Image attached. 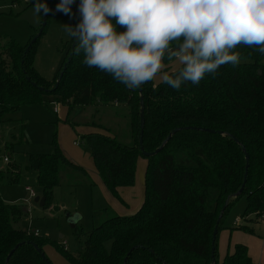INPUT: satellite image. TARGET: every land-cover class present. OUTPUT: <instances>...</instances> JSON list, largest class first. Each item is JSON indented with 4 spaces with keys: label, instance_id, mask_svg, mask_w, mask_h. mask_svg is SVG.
Wrapping results in <instances>:
<instances>
[{
    "label": "trees",
    "instance_id": "trees-1",
    "mask_svg": "<svg viewBox=\"0 0 264 264\" xmlns=\"http://www.w3.org/2000/svg\"><path fill=\"white\" fill-rule=\"evenodd\" d=\"M25 1L27 6L36 2ZM46 3L52 11L26 52L30 39L24 45L10 39L0 46V118L35 103L63 104L68 112L79 105L126 106L132 144H122L105 132L80 138L87 143L105 187L123 205L117 189L133 186L137 161L143 158L144 195L135 210L105 217L91 230L76 224L75 239L82 244L77 255L45 236L15 228L13 223L22 219L25 207L0 195V264H45L32 242L43 252L46 244H53L70 264H213L212 233L226 201L218 230L226 211L240 197L245 199L242 218L264 220V55L240 46L238 66H222L217 76H207L199 86L188 83L177 91L160 80L132 91L97 68L85 66L83 53H71L70 46L55 82L48 81L34 65L35 43L49 16L56 13L55 0ZM76 22L72 19L70 24ZM117 30L124 31L119 26ZM69 55L71 60L55 86ZM141 108L144 151H155L174 128L181 127L152 156H144L139 145ZM22 129L17 137L11 135L16 145L22 144ZM51 143L52 153L28 154L27 169L36 174L39 195L44 197L42 208L52 205L64 169L81 168L62 152L56 133ZM4 146L8 153L13 151V143ZM7 165L0 168V183L9 171L14 174L11 181L17 182L20 167L13 162ZM237 228L254 232L247 225ZM214 245L215 264H257L242 243L222 260L217 258L216 239Z\"/></svg>",
    "mask_w": 264,
    "mask_h": 264
},
{
    "label": "rangeland",
    "instance_id": "rangeland-1",
    "mask_svg": "<svg viewBox=\"0 0 264 264\" xmlns=\"http://www.w3.org/2000/svg\"><path fill=\"white\" fill-rule=\"evenodd\" d=\"M59 0H55V8ZM79 0H76V4ZM76 4L72 6L76 12ZM35 2L27 6L25 0L14 3L11 0L0 1V46L10 39L18 45L26 44L35 35L42 24V14H34ZM72 19L56 12L51 14L45 31L34 47V65L38 72L48 81H54L65 56L72 43V38L65 32V27ZM166 70L178 66L176 62H168ZM161 80L157 77L154 82ZM58 114L54 113V104L35 103L24 106L18 111L6 113L0 118V154L9 156L10 162L20 167L19 179L11 181L14 174L9 171L0 183V195L4 201L17 203L26 208V213L19 221L13 223L15 228L35 231V236H45L51 242L64 245L72 255L81 251L82 244L75 239L74 226L83 230H91L105 217L121 214L123 208L130 212L135 210L143 200L144 173L146 161L139 158L136 164L135 182L131 187L117 189L124 203L117 200L103 185V180L96 173L87 143L80 138L88 130H104L122 144H132L130 134V116L126 106H75L71 112L61 104ZM96 106V107H95ZM65 112V114L63 113ZM68 119V120H67ZM22 129V144L16 145V137ZM106 132V131H105ZM56 133L57 142L62 152L81 168L66 167L62 173L60 184L54 189V199L49 208H42L34 201L41 196L36 184V174L27 169L29 153H52V139ZM6 143H13V151L8 153ZM0 164L7 169L0 160ZM86 171V172H85ZM29 187L35 196L31 197ZM134 208V209H133ZM245 208V199L240 197L226 211L216 237L217 258H222L233 251L235 244L246 245L249 256L254 261L264 264V224L262 220H247L241 215ZM128 211V212H129ZM127 212V213H128ZM125 214V213H122ZM253 218V216H249ZM240 220V221H239ZM239 225H247L254 229L253 233L238 229ZM44 252L52 264H70L51 243L46 244Z\"/></svg>",
    "mask_w": 264,
    "mask_h": 264
},
{
    "label": "clouds",
    "instance_id": "clouds-1",
    "mask_svg": "<svg viewBox=\"0 0 264 264\" xmlns=\"http://www.w3.org/2000/svg\"><path fill=\"white\" fill-rule=\"evenodd\" d=\"M59 0L55 11L85 66L135 91L159 77L173 90L199 86L222 66H238L246 46L264 55V0ZM36 0L34 14L51 12ZM118 26L124 31H118ZM168 62L178 67L167 71Z\"/></svg>",
    "mask_w": 264,
    "mask_h": 264
},
{
    "label": "water",
    "instance_id": "water-1",
    "mask_svg": "<svg viewBox=\"0 0 264 264\" xmlns=\"http://www.w3.org/2000/svg\"><path fill=\"white\" fill-rule=\"evenodd\" d=\"M45 24H46V19H45V15H43V19H42L41 27H40L39 31H38V32H37V33H36V34L30 39V41H29V43H28V45H27V47H26V49H25V52L29 49V47L31 46V44H32V43L37 39V37L41 34V32H42V30H43ZM75 44H76V42L73 40L72 43H71V53H72V51H73V49H74V47H75ZM70 60H71V55L68 56L67 61L63 64L62 70H61L60 73H59V77H58V79L56 80L55 86L58 85L59 80H60L61 76L63 75V72L65 71V69H66L68 63L70 62ZM139 90L141 91V88H139ZM141 103H142V98H141ZM143 128H144V115H143V108H141V111H140V139H139V145H140V148H141V150H142V154H143L144 156H152L153 154H155L156 152H158V151L160 150V148L162 147V145L170 139L171 134H172V133H175V132H177V131H179V130L181 129V127L174 128V129L171 131V133L165 138V140L162 142V145H161L159 148H157L155 151L147 152V151H144V150H143V146H142V134H143ZM200 130H205V131H208V132H215V131L212 130V129H204V128H201ZM218 132L220 133V131H218ZM235 141H237V140L235 139ZM237 142H238V141H237ZM245 157H246V159H247L246 153H245ZM246 175H247V165L245 166L244 181H245V179H246ZM242 189H243V184L241 185V188L239 189L238 194L241 193ZM34 201H35L36 203H38L39 206L42 207L43 204H44V197L36 196V197L34 198ZM226 205H227V201L225 202V204L223 205V207H222V209H221V213H220L219 216H218V219H217L216 225H215L214 230H213V233H212V242H213V244H212V249H211V250H212L211 258H212V262H213V264H215V257H214V249H215V245H214V241H215V239H216V235H217V232H218V223H219V221H220V219H221V217H222V213H223L224 209L226 208ZM23 209H24V211H26V208H23ZM32 245H33V247L35 248V250L40 254V256H41V258L44 260L45 264H51V263L48 261L47 257L45 256L44 252L41 250V248L38 247V245H37L36 243H34V242H32ZM17 246H18V245H16L14 248H12V249L10 250V252L8 253V255H7V257H6V262H7V260L9 259V257L13 254V252L15 251V248H16Z\"/></svg>",
    "mask_w": 264,
    "mask_h": 264
},
{
    "label": "crops",
    "instance_id": "crops-1",
    "mask_svg": "<svg viewBox=\"0 0 264 264\" xmlns=\"http://www.w3.org/2000/svg\"><path fill=\"white\" fill-rule=\"evenodd\" d=\"M169 65V64H168ZM160 81V80H159ZM156 83V82H155ZM54 108H56V111H54V113H56V114H58V112H59V110H60V108L62 107L61 106V104H56V103H54ZM99 106H101V105H99ZM99 106H97V107H99ZM96 107V106H95ZM63 113L65 114V112L63 111ZM104 130H96V131H93V129H90V130H88L86 133H89V132H105V133H107V134H109V135H111V136H113L111 133H110V131H109V129L108 128H103ZM85 133V134H86ZM114 137V136H113ZM62 150V149H61ZM64 153V152H63ZM68 156V155H67ZM70 160V159H69ZM5 166L3 165H1L0 164V168H4ZM95 168V167H94ZM95 171H96V169H95ZM96 173L98 174V172L96 171ZM103 185H104V183H103ZM105 186V185H104ZM106 188V187H105ZM120 188V187H119ZM109 192V191H108ZM125 206L124 207H127L128 208V205H127V203H125L124 204ZM134 209V208H133ZM123 211H126V212H122V213H127L129 210H126V208H123ZM130 212V211H129ZM240 221V220H239ZM262 223L264 224V221H262ZM262 240H264V234H263V237H262ZM250 258H251V260L254 262V263H257V264H260V262H259V260L258 261H254L252 258H254V259H257L258 257L256 256H254V257H251V255H250ZM221 260V259H220Z\"/></svg>",
    "mask_w": 264,
    "mask_h": 264
},
{
    "label": "built area",
    "instance_id": "built-area-1",
    "mask_svg": "<svg viewBox=\"0 0 264 264\" xmlns=\"http://www.w3.org/2000/svg\"><path fill=\"white\" fill-rule=\"evenodd\" d=\"M54 109H55V111H56V108H54ZM0 160H1L2 163L5 164V165H7V164L10 162L9 156L6 155L5 153L0 154ZM26 190L29 191L31 197L35 196L34 191H32L29 187H26ZM263 221H264V220H263ZM33 233L38 234V233H37V230L33 231ZM63 244H64V247L66 248L67 246H66L65 242H63Z\"/></svg>",
    "mask_w": 264,
    "mask_h": 264
}]
</instances>
